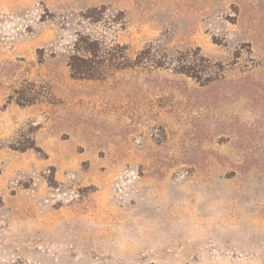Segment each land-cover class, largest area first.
Instances as JSON below:
<instances>
[{
	"label": "rangeland",
	"instance_id": "1",
	"mask_svg": "<svg viewBox=\"0 0 264 264\" xmlns=\"http://www.w3.org/2000/svg\"><path fill=\"white\" fill-rule=\"evenodd\" d=\"M0 264H264V0H0Z\"/></svg>",
	"mask_w": 264,
	"mask_h": 264
}]
</instances>
